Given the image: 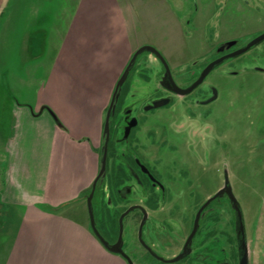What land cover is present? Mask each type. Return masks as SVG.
Masks as SVG:
<instances>
[{
  "label": "rangeland",
  "instance_id": "374dc122",
  "mask_svg": "<svg viewBox=\"0 0 264 264\" xmlns=\"http://www.w3.org/2000/svg\"><path fill=\"white\" fill-rule=\"evenodd\" d=\"M119 2L128 5L131 38L137 43L126 65L138 48L151 46L165 59L174 82L181 88L223 52L226 43L234 41V46H244L255 32L264 29V0ZM262 68L264 43L215 68L202 85L180 97L168 96L159 86L161 65L153 55L143 53L138 58L110 122L106 170L100 180L105 176L106 191L110 193L104 196L105 201L97 200L96 195L92 200L95 227L101 228L104 219L105 228L111 232L109 241L116 238V213L104 211L114 207L120 212L140 205L149 215L148 225L142 230L144 243L166 257L176 255L192 230L199 207L223 187L226 172L243 215L248 264H264ZM211 89L217 92L213 103L205 100ZM8 90L6 75L0 70V101L8 100ZM165 97L170 99L166 107L143 110L155 99ZM127 109L138 126L124 144L117 140L121 138L119 119ZM8 117L2 116L4 125H9ZM130 150L158 179L162 195L148 182L143 189L131 181L127 168L131 162L126 154ZM121 153L126 155L122 157ZM2 163L4 159L0 158V183ZM43 172L44 167L31 176L36 192L41 191ZM125 187L128 194L123 191ZM152 192L157 194L156 200L149 195ZM116 193L127 199L120 200ZM109 195L111 201L107 202ZM1 209H5L2 203ZM203 212L191 253L180 264H239L234 212L229 201L220 197ZM138 222L136 212L124 218L123 251L135 264H151L136 239Z\"/></svg>",
  "mask_w": 264,
  "mask_h": 264
},
{
  "label": "crops",
  "instance_id": "0c3cea01",
  "mask_svg": "<svg viewBox=\"0 0 264 264\" xmlns=\"http://www.w3.org/2000/svg\"><path fill=\"white\" fill-rule=\"evenodd\" d=\"M131 18L119 0H0V70L10 90L0 101V264H126L92 233L83 194L137 45ZM43 167L36 192L32 177Z\"/></svg>",
  "mask_w": 264,
  "mask_h": 264
},
{
  "label": "water",
  "instance_id": "95a60500",
  "mask_svg": "<svg viewBox=\"0 0 264 264\" xmlns=\"http://www.w3.org/2000/svg\"><path fill=\"white\" fill-rule=\"evenodd\" d=\"M264 41V34H261L257 37H255L254 39H252L251 41H249L244 47L237 49L234 52H231L225 56H222L212 62H210L209 64H207L205 66V68L201 71V73L199 74L198 78L187 88L182 89L180 87H178L173 78L172 75L170 73L169 67L165 61V59L162 57V55L153 47L151 46H142L140 48H138L132 55L131 59L129 60L128 64L126 65V67L124 68L120 78L118 79L112 96H111V100L106 112V116H105V121H104V126H103V135H104V144H103V148H102V158H101V162H100V169L99 172L97 174V176L95 177L92 185H91V191L86 199V206H87V211H88V217H89V225L91 228L92 233L94 234V236L96 237V239L98 240V242L110 253L112 254H120L122 253L121 251V244H122V240H121V232H122V219L123 217L128 213H124L123 215H121L120 219H119V237L117 240V243L110 246L108 245V243H106V241L102 238V236L99 234V232L97 231L96 227H95V222H94V216H93V208H92V197L95 191V187L96 184L98 182V180L100 179V177H102V175L105 172V167H106V154H107V146H108V141H109V120L111 115L114 112V105L116 100L118 99L119 96V90L120 88L123 86V84L125 83V81L128 78V75L130 73V71L132 70L138 56H140L143 53H150L152 55H154L163 65L164 70H165V74L163 76L162 82L166 83V87L176 96H180V97H184L187 96L189 94H191L197 87H199L205 80V78L218 66H220L224 61L226 60H230V59H235L237 57H240L241 55H244L245 53H247L249 50H251L253 47L261 44ZM235 45L234 41L228 42L226 43V47L225 48H230L232 46ZM215 93V91H214ZM165 104L164 101H157L154 104H152L153 109H157L162 107ZM146 111L149 110V108L145 109ZM131 126V125H130ZM127 131V130H126ZM223 195H226L229 203L231 204L232 210L234 212V218H235V239H236V243H237V249H238V258H239V264H248V250H247V244H246V237H245V230H244V221H243V215H242V211L241 208L238 204V201L236 200L231 186L228 182V178L226 176V172H224V185L223 187L217 191L212 197H210L201 207L200 209L197 211L196 215H195V219L193 222V227L191 230L190 235L188 236L181 252L180 255L178 257H176L174 260H172L171 262H176L178 260L183 259L189 252V245L191 243L192 238L194 237V235L197 232L198 229V223H199V219H200V215L202 213V211L215 199H218L220 197H222ZM146 219V214L144 213V217L142 220V223L140 224L139 227V231H138V239L140 241V243L143 245V247H145L146 249H148L144 243L141 240V228L144 224V221Z\"/></svg>",
  "mask_w": 264,
  "mask_h": 264
},
{
  "label": "flooded vegetation",
  "instance_id": "af4514ba",
  "mask_svg": "<svg viewBox=\"0 0 264 264\" xmlns=\"http://www.w3.org/2000/svg\"><path fill=\"white\" fill-rule=\"evenodd\" d=\"M261 34H264V29H261V30H258L257 32H255V34H253L252 35V38L250 39V41L252 40V39H254L255 37H257V36H259V35H261ZM226 43V42H225ZM262 43H264V41L262 42ZM261 43V44H262ZM247 44V43H246ZM245 44V45H246ZM244 45V46H245ZM260 45V44H259ZM244 46H240V47H236V46H232V47H230V48H225L224 50H223V52H221L220 54H218L217 56H215L213 59H211V61H209V63L210 62H212V61H214V60H216V59H218V58H220V57H222V56H225V55H227V54H229V53H231V52H234V51H236L237 49H239V48H242V47H244ZM258 46V45H257ZM256 47V46H255ZM254 48V47H253ZM149 55H152V54H150V53H148ZM142 55V54H141ZM140 55V56H141ZM140 56H138V58L140 57ZM154 56V55H153ZM155 57V56H154ZM138 58H137V60H138ZM156 58V57H155ZM157 59V58H156ZM233 59H230V60H226V61H224L221 65H223V64H226V63H228V62H230V61H232ZM157 61L160 63V65H161V76H160V79H159V81H158V84H159V86L162 88V90L168 95V96H172V95H175V94H173L165 85H166V83H163L162 82V79H163V76H164V74H165V70H164V67H163V65L161 64V62L157 59ZM208 63V64H209ZM220 65V66H221ZM219 67V66H218ZM205 68V67H204ZM203 68V69H204ZM202 69V70H203ZM261 71L263 70L264 71V68H262V69H260ZM131 72V71H130ZM201 73V72H200ZM130 74V73H129ZM198 76L199 75H197V77H195V78H193V80L191 81V82H189L184 88H182V89H185V88H187V87H189L197 78H198ZM128 77H129V75H128ZM126 82V81H125ZM204 83V82H203ZM202 83V84H203ZM125 84V83H124ZM123 84V85H124ZM176 84V83H175ZM201 84V85H202ZM177 85V84H176ZM178 86V85H177ZM123 87V86H122ZM122 87L120 88V90L118 91L119 92V96H118V99L116 100V102H115V105H114V112H113V114L111 115V117H110V120H109V136H110V122L112 121V119H113V117H114V115H115V111H116V107H117V104H118V101H119V99H120V96H121V90H122ZM181 88V87H180ZM197 89V88H196ZM214 89H211L210 90V93H209V96L205 99V100H209V103H213L215 100H216V94H217V92L215 91V93H214ZM169 97H165V98H159L158 100H154V101H152L151 103H150V105H147V106H145L144 108H143V110H145L146 108H149V110H145L146 112H149V111H151V107H152V104H154L155 102H157V101H164L165 102V104L164 105H166L167 106V103L169 102V100L170 99H168ZM213 98V99H212ZM203 102H206V101H203ZM162 106V107H160V108H163V107H166V106ZM109 106V105H108ZM160 108H157V109H160ZM107 109H108V107H107ZM106 112H107V110H106ZM131 113H130V110L129 109H127V110H125L124 111V115L123 116H121L120 117V119H119V124H120V126H121V128H120V126H118L120 129H121V138H120V140H117L118 142L119 141H121V143H124L125 144V142L126 141H128V139H129V137H130V133L138 126V124H137V120L135 119V117L134 116H132V115H130ZM131 125V126H130ZM127 130V131H126ZM110 138V137H109ZM108 143H109V141H108ZM103 144H104V135H103ZM103 144H102V147H101V155H100V162H101V158H102V154H103V152H102V148H103ZM119 146H121V145H119ZM127 154V157H128V159L130 160V162H131V164H126V165H128L127 166V168H128V173H129V176H130V179H131V181H133V183L135 184V186H139V187H142L143 189L145 188L146 189V182H148L149 183V185H150V188L151 189H153V188H155V187H158L159 188V190H160V195H162L163 193H164V190H163V188L161 187V185L159 184V181H158V179L153 175V173L150 171V169L148 168V167H146V166H144V164L143 163H141V161L139 160V157H138V154L137 153H135V152H133V150H130L128 153H126ZM125 153H121V156L123 157V156H125L126 155ZM107 155H108V146H107V154H106V164H107ZM124 164H125V162H124ZM99 169H100V163H99V168H98V172H99ZM105 170H106V167H105ZM179 172H180V169H179ZM169 173H171V172H169ZM98 174V173H97ZM104 175V174H103ZM103 175H102V177H103ZM97 176V175H96ZM102 177H100V179L98 180V182H97V184H96V187H95V191H94V194H93V197H92V200L94 199V196L96 195V198H97V200H100V201H105V199H104V196H108V194L110 193L109 192V190H107L106 191V186H105V176H104V179L102 180V182H100V180H101V178ZM122 181H125L124 179L122 180ZM91 188V187H90ZM91 191V190H90ZM124 192H129L128 190H127V187H125L124 188V190H123ZM117 192H118V189H117ZM106 193V194H105ZM108 193V194H107ZM128 194V193H127ZM89 195V194H88ZM88 195L84 198L85 199V201H86V199H87V197H88ZM116 195H117V197L120 199V200H125V199H127V197L126 196H123V197H121V196H119L117 193H116ZM151 197H153L152 198V200H156L157 199V194H155L154 192H152V193H150L149 194ZM147 196V195H146ZM84 197V196H83ZM111 195H109V197H108V201L107 202H109V201H111ZM115 198V197H114ZM222 198H226L227 199V197H226V195H223L222 196ZM208 200V199H207ZM206 200V201H207ZM205 201V202H206ZM227 201H228V199H227ZM204 202V203H205ZM213 202V201H212ZM212 202L206 207L207 209L212 205ZM203 203V204H204ZM202 204V205H203ZM201 205V206H202ZM200 206V207H201ZM87 207V206H86ZM200 207H199V209H200ZM92 208H93V206H92ZM205 208V209H206ZM198 209V210H199ZM204 209V210H205ZM203 210V211H204ZM202 211V213H204ZM95 212V211H94ZM103 212V211H102ZM105 213H109V214H115L116 213V215H115V217L114 218H116V220H114V223H115V225H116V238H115V240H113V241H109V237H110V235L111 234H108L109 232H110V228L109 229H106L105 228V220L103 219V226L101 227V228H97V225H96V229H97V231L99 232V234L102 236V238L106 241V243H108V245H110V246H112V245H114V244H116L117 243V240H118V237H119V233H120V229H119V219H120V217H121V215H123L124 213H126V212H128L124 217H123V219H122V222H123V220H124V218L126 217H128V216H130V215H132V213H134V212H136L137 214H138V218H139V222H138V227H137V242H138V244L140 245V247L142 248V250L147 254V257H148V259L152 262L151 264H180V261H183V260H185L189 255H190V253H191V243H192V241H193V239H194V237L192 238V240H191V243H190V245H189V249H190V252L183 258V259H181V260H178V261H176V262H171L172 260H174L176 257H178L179 255H180V250L178 251V253L176 254V255H174V256H172V257H166V256H164V255H162V254H160L159 253V251L157 250V251H154L152 248H150L148 245H146L145 243H144V241H143V239H142V230H143V228H144V226H146V225H148V219H149V215H148V212H147V210H145L142 206H140V205H131V206H129L128 208H126L125 210H123V211H120V212H117L116 211V209L113 207V209L110 211L109 209H107V210H105L104 211ZM101 213V212H100ZM144 213L146 214V219H145V221H144V224H143V226H142V228H141V240H142V242L144 243V245L148 248V249H146L145 247H143V245L140 243V241H139V239H138V231H139V227H140V224L142 223V220H143V217H144ZM197 213V212H196ZM201 213V215H200V219H201V217H202V214ZM95 214H96V212L95 213H93V216H95ZM196 215V214H195ZM195 219V218H194ZM199 219V220H200ZM194 222V221H193ZM97 224V223H96ZM198 227H199V224H198ZM151 229H152V227H151ZM123 231V230H122ZM111 233V232H110ZM191 233V232H190ZM190 233H189V235H190ZM188 235V236H189ZM196 235V234H195ZM194 235V236H195ZM188 236H187V238H188ZM187 238H186V240H187ZM121 240H122V232H121ZM186 240H185V242H186ZM185 242H184V244H185ZM184 244H183V246H184ZM183 246H182V248H183ZM123 247H124V244H123V241H122V244H121V251H122V253H120V254H115V255H118L123 261H125V263H127V264H135L134 262H132L130 259H129V257H128V255L123 251ZM182 250V249H181ZM135 259H136V257H135Z\"/></svg>",
  "mask_w": 264,
  "mask_h": 264
},
{
  "label": "trees",
  "instance_id": "16d2710c",
  "mask_svg": "<svg viewBox=\"0 0 264 264\" xmlns=\"http://www.w3.org/2000/svg\"><path fill=\"white\" fill-rule=\"evenodd\" d=\"M90 190H91V188L83 194V196H84L83 198H85V197L90 193ZM216 202H218V199H215V200L212 202V204H214V203H216ZM234 221H235V218H234Z\"/></svg>",
  "mask_w": 264,
  "mask_h": 264
}]
</instances>
